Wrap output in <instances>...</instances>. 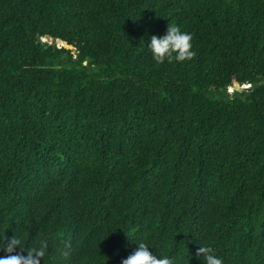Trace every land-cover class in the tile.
<instances>
[{"label":"trees","instance_id":"16d2710c","mask_svg":"<svg viewBox=\"0 0 264 264\" xmlns=\"http://www.w3.org/2000/svg\"><path fill=\"white\" fill-rule=\"evenodd\" d=\"M168 24L191 59H153ZM13 235L24 264H264V0H0Z\"/></svg>","mask_w":264,"mask_h":264},{"label":"clouds","instance_id":"9594fccd","mask_svg":"<svg viewBox=\"0 0 264 264\" xmlns=\"http://www.w3.org/2000/svg\"><path fill=\"white\" fill-rule=\"evenodd\" d=\"M41 41H46V38L41 37ZM191 41V33L182 31L179 26L168 24L165 34H152L149 37L147 47L151 50L152 57L157 62L162 63L166 59H171L173 53H175L174 59L180 62L193 57L194 52L191 50ZM136 245L137 247L125 258H122L121 264H170V257L153 254L149 250L150 246L148 244L141 241L136 242ZM0 249L6 253V255L0 256V264H24L26 256L16 252V249L24 252L21 241L16 235H13L7 241L0 239ZM35 251L42 256L45 248L41 245ZM196 255L200 257L202 264H222V259L210 247L200 246Z\"/></svg>","mask_w":264,"mask_h":264},{"label":"water","instance_id":"95a60500","mask_svg":"<svg viewBox=\"0 0 264 264\" xmlns=\"http://www.w3.org/2000/svg\"><path fill=\"white\" fill-rule=\"evenodd\" d=\"M38 38H39V40H41V38H40V37H38ZM58 41H59V40H58ZM59 43H60V41H59ZM61 43H63V44H66V43H65V42H63V41H62Z\"/></svg>","mask_w":264,"mask_h":264}]
</instances>
